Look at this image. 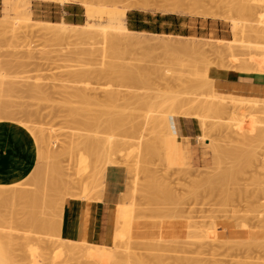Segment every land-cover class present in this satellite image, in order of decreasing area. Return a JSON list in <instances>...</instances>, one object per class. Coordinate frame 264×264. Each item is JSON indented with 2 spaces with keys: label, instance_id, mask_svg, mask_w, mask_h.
<instances>
[{
  "label": "rangeland",
  "instance_id": "rangeland-1",
  "mask_svg": "<svg viewBox=\"0 0 264 264\" xmlns=\"http://www.w3.org/2000/svg\"><path fill=\"white\" fill-rule=\"evenodd\" d=\"M90 1L94 8L99 10L100 17L98 16L95 22V25H97L96 29L98 31H101L109 26L116 27L118 25L116 21L109 18V13L111 11H119L126 4H132L131 2H133V4L141 3L140 0H112V2L111 0ZM150 1L151 8L145 12L182 16L183 18L180 21L192 27V36L184 37L179 35H153L145 32H136V34H128L129 36L123 34L121 38L119 37L121 34H117L119 33V30L113 29L111 31L115 33L118 39H122L123 41L125 38V42H122L121 45H118V49L114 48V52L111 50V56H108L106 53L107 57L105 58L107 59L106 61L116 65V71L118 73L114 74V76L110 78L108 77L107 80L103 79V81H100L98 78L91 77L89 81L87 80L84 82L85 84H83V82L82 84H79L80 86L78 84L75 85L74 83L76 82H74V88L78 86L81 88L83 86L87 88L88 86L90 89H88V91H91L90 93L92 96L99 97L98 95L100 94V98L102 97L101 99H105L104 96L106 95H104V91L107 93L109 90L123 92L122 94L125 93L124 96L126 97V94L130 92H136V94L140 96L147 95L145 97L151 98L155 96L154 102H157L158 100H160V102L158 101L152 107V110L160 111L161 109L165 112H167V109H171L172 107L176 106L174 101L175 98H197L204 101L209 98L208 101L212 103L218 101L222 103L221 101H223L230 106H237L235 107L237 110L233 120H231L233 115L231 117L226 116L225 118V116H223L224 118H221L215 113L201 108L195 109L193 112H191L192 116H184L183 112L185 113V111L181 108V106L179 107L181 110L178 107L175 108L176 110L179 109L178 111L174 110V112L176 111L175 113H177L175 117L190 119L189 126L188 124L183 125L184 122L182 121H178V142L177 140L174 141L170 137L171 133H167L166 126H164L166 131L164 129H162V131L164 130L163 134L166 132L167 137L164 135V139H167L166 142L168 144H165L164 142L162 145V141L158 140L161 134H158L157 130L160 128H157L156 130V133L159 135V137L154 133H151V131L147 132L146 138L149 136V139L147 138L149 146H151L150 144L153 143V150L151 151L152 154L154 151L153 155L155 157L150 154L151 151H143L142 156L145 157L144 154L149 153V155L146 157L151 155V158H149V161L145 158V160H143L144 163H139L141 167L139 171L142 169L141 173H137L139 165H135L136 170L132 169L133 171H130L133 176L131 173L129 175L128 172L130 169L128 170V168L129 166L133 167V165L130 164L136 163L135 157L137 155L136 151L135 157L133 158L134 152L130 151L131 145L129 141L136 143L138 142V140L135 141L136 134L134 135L132 133L133 129L131 127L132 125H142V122L144 121L142 115L146 113L144 111H147V108L138 104L137 101L136 103L138 105L130 103L127 101L129 99V97H127L128 99L118 102L119 106H117L118 103L112 104L115 111L112 110V105H107L104 107L100 105H89L88 107H90V112L89 108H84L85 104H80L79 100L78 103L76 102V105L74 101L73 105L72 103L69 105L65 103L63 99L67 95V92L69 94L73 92L72 82L74 79L71 78V80L68 77L70 76L71 72L73 73L75 71H80V69L84 70V67L87 71H90V69L91 71H96L102 67L100 62L97 65V62L103 55L101 50L104 48V46L99 43L101 38H99V40L97 38L95 41H90L84 44H77L71 41L46 38L44 35H40L41 33H38V29L41 25L38 23V21L41 20L34 14V9L38 5H41V2L62 4L60 1L0 0V20L6 15L15 16L16 13L13 9L16 7H19L20 11H26L29 13L33 19V22L31 23L0 25V76H5L6 79L4 77H1V79L3 78L6 83H14L16 86L18 85V88L21 90L12 94L9 92L10 95L6 92L5 96L0 98L4 100L2 104L8 106V108H10L11 105L10 109H12L15 113L14 118H12V116L11 119H7V117L5 119V114H1L2 120H0V122H11L19 125L21 124L20 126L22 127L24 125L26 127H32V124L33 127L36 125L37 128L43 129V134L47 137L49 142L48 145L50 144V149L53 148V151L55 150V152L57 151V153H59L58 151H61V149L62 151L64 150L63 147L65 148L69 146L67 145V141L69 144L70 134L71 132L72 134L74 133V131L71 130L74 123L72 124V120L68 121V116L70 115L71 110L72 113H75L76 111L77 116L75 115V118L79 122H86V120H88L86 119V116H90L91 113H103V120L105 121V114L107 113L106 115L109 117L108 113L110 112L107 111V109L111 110V112L113 111V114L110 112L113 117L111 116V119L107 118V121L117 120V124L115 123L117 127L114 126L113 129V127L107 125V129L109 128V131H115L116 127L118 129L112 133L115 136V139L123 142L124 140H126V142L129 140L126 146H129L128 150L131 153L133 152V156L131 155L133 159L130 157L129 162L127 161V163L130 164H128L129 166H126L124 163H122L124 162L123 160H125L122 159L121 156L124 154V152L122 154H118V162H121L122 165H124H120L121 163L116 166L109 165L106 175L108 176V173L112 171H114L116 174V189L119 203L117 218L122 224L130 227V229L133 230V238L130 241L131 247L133 246L134 249L133 252L136 251L135 254L139 253L141 256H143V254L147 255L146 259H144L146 262H148V256L149 258L152 256V264L154 255L160 260L162 255H164L162 258H165L166 256L168 262L165 259L166 262H164V264H169V262L171 263L172 260L174 261L173 264H175V258H177V260L180 258V262L181 260H184V258L186 261L188 259V263L186 264H190V262L192 263L190 259H193V262L197 264H264V115L261 117V114L259 113V118V116L255 115L256 111L254 112V109L252 111L250 107H248L250 105L251 107L253 105H259V108H261L260 111H262L264 99L220 93L215 89L214 81L209 76L210 69L214 67L228 70L233 74L236 73L246 76L264 77V0H182L184 5L183 8L186 11V14L183 15L174 13V11H172L170 8L167 10L168 7L165 5L166 0ZM76 5L85 15L82 23L79 24L83 25L88 20L85 9L80 4ZM239 8H245L247 10L246 12H240ZM205 9L218 14V18L214 19L198 14L205 11ZM132 10L137 9H128L127 13ZM234 25L238 26L236 31L234 29ZM125 27H127V23H125ZM127 37H132V39L129 38L128 40ZM113 53H117L118 55H113ZM114 61L116 63H114ZM5 66L6 68L4 69ZM118 66L121 70L120 74ZM127 67L129 72H132V74L134 73L133 75H135V80H139V78L142 77V82L140 80L142 84L138 85L139 88L131 82L125 81L121 76L123 70L126 69L128 72ZM129 67L131 69L133 68V70H130ZM1 68H3V70ZM136 71L139 73L142 72L140 75L138 74V78H136ZM143 72H145V74ZM116 76L119 78L116 79ZM4 80L2 82H4ZM145 82L147 84H145ZM26 85L28 89H25ZM35 85L39 86L40 91L37 90L39 93L36 91L34 93L30 90L31 86ZM68 85L71 86L72 91ZM42 88H44V90H42ZM92 89L98 90V95L96 92L94 93ZM67 90H70L71 92ZM14 95L16 97L18 96L19 99L13 97ZM158 95H161L162 97H159L160 99L156 101ZM32 96L34 97L32 98ZM37 97L40 100H37ZM168 99L170 100L168 101ZM69 100L71 101L70 98ZM135 100L130 99V101ZM171 100L174 101L172 105L170 103L168 104V102ZM6 103L8 105H6ZM2 104L0 102V105L4 106ZM167 104L170 106H167ZM81 106L82 110H80ZM140 107L142 108V111ZM119 108H121L120 110H122L121 112H123V116H119L118 113H116ZM248 108L253 113H251ZM29 110L33 113V116H31L32 113ZM124 113H126L125 116ZM139 113L141 114L139 115ZM64 115L68 117V120L66 119L67 117H64ZM32 118L34 121H32ZM151 124L153 123L150 121L148 127L152 129L154 128V124ZM69 126L71 127L70 130ZM105 127L104 129L100 130V132H104L103 135L106 136V134H109V131L105 129ZM78 128L83 130L82 126H75L73 129H77L75 131L77 135H74V139L81 142V137L82 141L84 142L87 133L91 131L84 127L87 133L79 131L78 134ZM101 128H103L102 125ZM27 131L31 134L28 129ZM162 131H159V133H162ZM239 131H241L240 134L238 133ZM100 132L98 135H100ZM91 134L92 136L96 135L94 132ZM91 134L89 135L90 137L88 136L89 138H91ZM109 136L107 135L106 137H102L107 138ZM162 136L160 138H162ZM169 138L172 139V144H175L176 142V144L178 143L177 145H179L181 143L180 146H178L179 151L177 154L179 155H176V150H178L176 144V146H174V144L173 146L170 144V146L173 147L175 151L174 154L171 153L173 148H169V141H171ZM155 144L157 147H155ZM160 145H165L167 147L166 148L164 146V152L166 153L167 151V156L162 152V147ZM132 146L134 145L132 144ZM128 150L125 152H128ZM158 151H160V153ZM73 152L70 151L69 157H71L70 155L75 154V152ZM159 155L161 157H159ZM66 156L68 155L66 154L62 157L61 161H65L61 163V165L63 164L65 173V177L63 179L67 181L68 185H64L65 187L62 186L63 181L61 179V186L59 184V180L53 181L56 183V185L58 182V186L55 185V191L57 190V193L61 192L63 194L62 195L59 193L61 197L58 202H60V204H66V200L68 199L90 201L100 200L102 197L101 195H103L104 192L103 194H100L96 181L97 169L95 167L97 162L95 158L97 156H87L89 163L82 159V156L76 159H70ZM171 156H180V159H178V157L172 158ZM133 160L134 163H132ZM152 160H154L155 164ZM42 164L47 165L44 166V172L42 171ZM37 165L38 169L40 170H37V168L34 169V171L30 174V182L34 181L33 177L35 175L34 173H36L35 171H37V173L42 171L41 173L43 174L41 175L36 173V177H34L35 184L33 183V187L26 186L30 182H28L26 185L24 184L26 188L28 187L30 190L33 189L36 192V195L41 193L44 194L46 191L44 187V185H46V180L48 181L49 177H52L53 179V176H55V178L57 176L56 174L52 176L50 171H48L49 165L46 163L45 158H40ZM7 169L8 168H5L3 172L7 171ZM149 169H151L153 173L150 172ZM227 169L230 171L231 176H227ZM51 172L53 173V170ZM133 172L136 174H133ZM153 174L155 175L154 178L158 179V181L157 179L153 181L155 182V187L157 186L160 188L161 186V191L163 190V186H165L164 188L166 190L169 188L168 185L172 187V189L174 188L173 191L171 188H169L172 193L175 190V195L172 197V193H170L169 195L171 202L169 200L168 202H170V204H172V201L175 203L177 198V203L174 204L178 205L177 207L173 206V204L169 206L168 202H165L166 199L162 200L161 198L160 201L162 200L163 202L167 203L168 207L166 206L165 210L164 208L161 210V207H159L160 205H163L161 201V204L158 206L161 211L159 214V209L157 208V210H155V207L151 205L156 202L157 199H152L151 197L153 196L151 195L149 200L151 201L152 199V201L149 202V204L154 208V210L153 208L152 211L150 210L151 207L148 205L147 198H145L147 192L144 190V188L148 183H150V179L152 181L151 176H153ZM26 179L24 181H26ZM146 179L147 184L145 183ZM134 180L139 185L137 190L138 192L136 193L135 191V198L132 195V197L135 199L133 201V198L130 196V194L134 190L130 191L129 187H131L133 183H136ZM156 181L157 183L160 182V186H158V184L156 185ZM100 182L101 180H99L98 183ZM147 187L148 186H146V190L149 189H147ZM151 187L152 186H150V188ZM153 188L154 187H152V190ZM63 189L65 192H63ZM148 191H150V189ZM154 191H150L149 193L152 194ZM66 192H69V194H66ZM164 192L166 196H168V192ZM192 192H194V195H192ZM70 193L73 198L69 196ZM188 193L190 194L188 195ZM154 194L155 192L153 195ZM157 194L160 198L162 192ZM65 195H67L65 199L63 198V201L65 200V202L62 203L61 198L63 196L65 197ZM149 195L150 194H148V196ZM125 196H129L128 201H126ZM21 204L19 203L16 205L14 215L10 213L12 209L9 210V206H3V208L0 206V211L2 210V214H4V220L2 218L0 220V233L2 234L0 241L3 245H10L9 247L11 250L9 251L8 256L12 264H55V262L56 264H62V262L63 264H72V261L75 260V257L80 255L78 254L74 256V259L70 257L73 260H68L69 253L63 248L62 242L64 240L66 242L67 238L61 236L62 234L59 231L60 225L62 230V224L59 221L61 220V213L59 211H62L61 216L64 212L61 205L59 206V203L57 204L58 207L56 205L58 210H55L57 211L53 210L55 206L52 209L47 208V210L44 211L46 214L43 217L45 218L47 216L46 229L37 230V228H34L30 225L31 216L34 214L35 210L33 207L28 206V204L25 205L30 208H27L24 204ZM157 205L158 203L156 206ZM180 205L182 210H179V208L181 209ZM170 207L172 208L171 210ZM167 208L169 210L168 212L166 211ZM133 210L134 213L132 212ZM178 210L181 212V214L178 213ZM148 212H150V214H148ZM154 213L157 214L156 216L159 218L153 217ZM12 215L13 219H11ZM55 215H57V229L56 224L55 228H53L55 223ZM7 216L9 217L7 218ZM49 220L52 226L49 225ZM61 221H63V219ZM54 242H61L60 246H58V243L54 244ZM139 242H145V244H143L145 245V250H143L144 248L142 249L143 245L139 246L141 244H139ZM52 244L53 246L56 245L60 248L50 249ZM146 244H149L151 248L149 246V248L146 247ZM106 245L111 246L112 241ZM137 245L141 247L138 250L136 249L138 247ZM160 245L164 251H160L159 249L155 250V247L158 246V248H160ZM53 246L52 248H56V246ZM164 248L167 251H165ZM52 250H54V253ZM158 254H160V256ZM78 260L76 262L74 261L73 264H77ZM82 260L85 263L86 259L81 257V261ZM162 260L164 261V259ZM176 262L178 263V261ZM149 264H151V262ZM154 264H156V262H154ZM158 264H163V262ZM182 264H185V262L183 261Z\"/></svg>",
  "mask_w": 264,
  "mask_h": 264
},
{
  "label": "bare ground",
  "instance_id": "bare-ground-1",
  "mask_svg": "<svg viewBox=\"0 0 264 264\" xmlns=\"http://www.w3.org/2000/svg\"><path fill=\"white\" fill-rule=\"evenodd\" d=\"M52 1H60L62 4H80L81 6H83L84 7V9H85V12H86V16H87V22L85 23V24H83V25H70V24H65V23H48V22H42V21H38V23L41 25L40 27H39V29H38V33H41L40 35H44L46 38H52V39H58V40H65V41H71V42H74V43H77V44H84V43H87V42H90V41H95L97 38H98V40H99V38H101L100 40H99V43H101L103 46H104V48L101 50L102 51V53H103V55L100 57V56H98V57H100V59H99V61L97 62V65H98V63L100 62V65L102 66L100 69H97L96 71H91V69H90V71L88 70H86L85 69V67H84V70H81L80 69V71H75V72H71L70 73V76H68L70 79L72 78V79H74L73 80V82H72V84L74 83V82H76V83H74L75 85H79V84H82V82H83V84H85L84 82L85 81H89L90 80V78L91 77H95V78H98V79H100V81H103V79H108V77L110 78V77H112V76H114V74H117L118 72L116 71V65H114L113 63H110V62H108V61H106L107 59L105 58V57H107L106 56V53H107V55L109 56H111V54H112V51L111 50H113L114 48H117L118 49V45H121V43L122 42H125L124 40H125V38L123 39V41H122V39H118V37L115 35V33H113V31H111V30H113V29H116V30H119V33H117V34H121V36H119V37H121L122 38V35L123 34H126V35H128V34H130V35H132V34H136V32H133V31H130V30H128L127 29V27H125V23H126V19H127V10L128 9H137V10H144V11H146V10H149L150 8H151V1L150 0H140V2L141 3H134L133 4V2H131L132 4H126L125 6H123V8L121 9V10H119V11H111L110 13H109V18L111 19V20H114V21H116L117 23H118V25L116 26V27H106L105 29H103V30H101V31H98L96 28V26L97 25H95V22H96V19H97V17L99 16L100 17V15H99V10H96L95 8H94V6L90 3L91 1L89 0H52ZM107 1V0H106ZM109 2V1H108ZM111 2H112V0H111ZM127 2V1H126ZM106 5V4H105ZM165 5H166V7H168L167 8V10L170 8L172 11H174V13H176V14H178V15H183V14H186V11L184 10V8H183V2H182V0H166L165 1ZM241 6V5H240ZM153 8V7H152ZM163 8H165V7H163ZM154 9V8H153ZM14 11H15V16H9V15H6L3 19H1L0 20V25H14V24H16V23H31V22H33V19H32V17H31V15L29 14V13H27L26 11H20V9H19V7H16L15 9H13ZM152 10V9H151ZM150 10V11H151ZM156 10H157V8H156ZM164 10V9H163ZM239 10H240V12H246V10L247 9H245V8H239ZM170 11V10H169ZM165 12H166V10H165ZM173 13V12H172ZM199 15H201V16H204V17H211V18H214V19H217L218 18V14H216V13H214V12H210L208 9H205V11H203V12H200V13H198ZM234 29H235V31L238 29V26L237 25H234ZM129 36V35H128ZM124 37H126V36H124ZM133 37V36H132ZM132 37L130 38V37H127L128 38V40H129V38L130 39H132ZM120 49V48H119ZM85 51V50H84ZM121 51H122V49H121ZM98 52H99V50H98ZM113 52H114V50H113ZM116 52V51H115ZM120 52V51H119ZM117 53H118V51H117ZM116 53V54H117ZM123 53V52H122ZM31 54H33V53H31ZM87 54V53H86ZM92 54V53H91ZM115 53H113V55H116ZM118 55V54H117ZM123 55V54H122ZM126 55H127V53H126ZM31 56V55H30ZM120 56V55H119ZM33 58V57H32ZM90 59V58H89ZM96 59V58H95ZM101 59H102V61H101ZM108 59H110V58H108ZM84 61V60H83ZM1 62V61H0ZM114 63H116L115 61H114ZM84 65V64H83ZM7 66V65H6ZM6 66L4 67V69L6 68ZM16 66V65H15ZM18 66V65H17ZM23 66H24V64H23ZM120 66H121V61H120ZM95 67H98V66H95ZM124 67H125V65H124ZM135 67V66H134ZM130 68V67H129ZM2 70H3V68H1ZM8 69V68H7ZM9 69H10V67H9ZM8 69V70H9ZM83 69V68H82ZM118 69L120 70V68H119V66H118ZM123 69V68H122ZM127 69H128V67H127ZM134 69H136V68H134ZM77 70V69H76ZM130 70H133V68L131 69L130 68ZM138 70H139V68H138ZM123 71H125V72H123ZM122 71V77L124 78V80L125 81H127V82H131L132 84H134V85H136V87H138V85H140V84H142L141 82H142V77H140L139 78V80H135V75H133L132 74V72H129V69H128V72L126 71V69L125 70H123ZM137 72V71H136ZM121 73V70L119 71V74ZM140 73H142V72H140ZM140 73L139 72H137V75H136V78H138L139 77V75H140ZM144 74H145V72H143ZM3 74V73H2ZM5 74V73H4ZM139 74V75H138ZM132 75H133V77H132ZM146 75H147V73H146ZM138 76V77H137ZM143 76V75H142ZM1 77H4L5 78V76H0V98H2V96H5V93L7 92L8 94H9V92L12 94V93H16V92H19V91H21L20 90V88H18V85L16 86L14 83H6V81L2 78L1 79ZM146 77V76H145ZM20 78V77H19ZM116 79L117 78H119V77H115ZM134 78V79H133ZM6 79V78H5ZM17 79V78H16ZM70 79H68V80H70ZM71 79V80H72ZM102 79V80H101ZM146 79H147V77H146ZM4 80V82H2ZM67 80V79H66ZM70 80V81H71ZM140 80H141V82H140ZM8 81V80H7ZM22 81V80H21ZM65 81V80H64ZM117 81H119V80H117ZM20 82V81H19ZM114 82V81H113ZM23 83V82H22ZM107 83V82H106ZM119 83H121V82H119ZM20 84V83H19ZM68 84H69V81H68ZM71 84V85H72ZM74 84H73V92H71L72 91V88H71V86L70 85H68L69 87H70V90H67V91H69V92H71L70 94L67 92V95L63 98L64 99V101H65V103H67V104H71L72 103V105H73V103L75 102V105L78 103V100H79V102H80V104H85V106H84V108L85 107H87V108H89V110H90V107H88L89 105L91 106V105H100V106H102V107H104V106H107V105H112L113 103H118V102H120V101H123V100H125V99H128L127 97H129V99L127 100V101H129L130 103H134V105L135 104H140V105H142V106H144V107H146L147 108V111H144V112H146L145 114H143L142 115V117H143V119H144V121L142 122V125L141 126H137V125H135V126H133L132 125V129H133V134L136 136V138H135V141L136 140H138V142L136 143V142H131V141H129V143H130V145L132 146V144L135 146H130V151H133L134 152V156L132 155L133 154V152L131 153L128 149H129V146H126L127 145V142H126V140H124V142L123 141H120V140H116L115 139V136L112 134L113 132H115L118 128H116L117 126L115 125V123L117 124V120H115V121H111V120H108L107 121V118H110L111 119V114H110V112H111V110H109V109H107V111H110L108 114H109V117H107V113L105 114V121L103 120L104 118H103V113H100V114H90V116H86V119H88V120H86V122H79V121H77V119L75 118V115L77 116V114H76V111H75V113H72V110H71V113H70V115L68 116L69 117V120H68V117L67 116H65L64 115V117H67L66 119L68 120V121H73L72 122V124H73V127H72V125H71V127H72V129H71V127L69 126V130L71 129L72 131H74V133L72 134V132H71V134H70V140H69V144H68V141H67V145H69L68 147H63V151H62V149H61V151H58L59 153H57V151L55 152V150L53 151L52 149H50V144L48 145V140H47V137L43 134V129H41V128H37L36 127V125H35V123L37 122H35L34 123V127H33V124H32V127L30 126V127H26L25 125L23 126V127H25V128H27L30 132H31V134H32V139H33V144L35 145V148H34V151H35V153H36V155H37V160H38V162H39V159L40 158H45L46 159V163L49 165V167H48V171H50V173L52 174V176L54 175V174H56L57 176H56V178H55V176H53V179H52V177H49V179H48V181L46 180V185H44V187H45V192H44V194H38V195H36V192L32 189V190H30L28 187L26 188V186H34V184H35V178L34 177H36L35 175H36V173H37V171H35L36 173H34L35 175H34V177H33V179H34V181L33 182H30L31 181V175L26 179V181H24L23 180V177H20V178H18V176L19 175H17V174H14V172H13V169H11V166L10 167H7L8 169H7V171H5V172H3L1 175H0V206L3 208V206H9V210H11L12 209V211H10V213L11 214H13L14 215V211H15V207H16V205L17 204H21V205H25V204H28V206H31V207H33V209L35 210V212H34V214H32V216H31V223H30V225L32 226V227H34V228H37V230H39V229H42V230H44V229H46L45 227H46V224H47V222H46V220H47V216L44 218L43 216H45V210H47V208H49V209H52L54 206H55V208H53V210L54 211H57L58 209H57V207H58V203H59V206L61 205V207H62V210H64V207H65V204L63 203V202H65V200L63 201V198L65 199L66 198V196L67 195H65V197L63 196L62 198H61V202L63 203V204H60V202H58L59 201V199H60V197H61V195L59 194V193H61V192H58L57 193V190L55 191V185H56V183L55 182H53V181H60V179L63 181L62 183H61V181L59 182V184H60V186H61V184H62V186H64V185H68V183H67V181H65L63 178L65 177V173H64V167H63V164L61 165V163H63L64 161H61V159H62V157L63 156H65L66 154L68 155V156H66L67 158L69 157V153H70V151H74L75 152V154H72V155H70L71 157H69L70 159H76V158H79L80 156H82V159H84V160H86L88 163H89V159H88V157L87 156H91V157H93V156H97L96 158H95V160H96V169H97V171H96V181H97V185H98V188H99V191H100V194H103V192L105 193V192H107L108 191V184H107V182H108V178L109 177H107V175H106V171H107V168H108V166L110 165V166H116V165H118L119 163H121V162H118V159H117V157H118V154H122L123 152H124V156L123 155H121L122 156V159H125V160H123L124 162H122V163H124L126 166L128 165V164H130V163H127V161L129 162V160H130V157L132 158V156H133V158L135 157V152H136V157H135V161H136V163L135 164H130V165H133V167H131V166H129V168H128V170H129V175H130V173L136 168V166L135 165H139V163L141 164V162H143L144 163V161L143 160H145V158H146V160H148L149 161V158H151V155L152 156H154L153 154H154V151H153V154H152V151L151 150H153L152 149V144H150L151 146H149V143H148V139L146 138V136H147V132H149V131H151V133H154L155 135H157V133H156V130H157V128H160V129H158L157 131H158V134H161L160 135V137L162 136V138H160L159 137V135H157L159 138H158V140L159 141H162L161 142V145L162 144H164V142H165V144H168L167 142H166V140L167 139H164L165 138V136L164 135H166V132L168 133H171V138L175 141V140H177V142H178V137H177V135H176V131H175V120H179V121H182V122H184L183 123V125L184 124H188V126H189V122H190V119H186V118H180V117H175L176 115H177V113H175L176 111H178L179 109L181 110V108L185 111V113L183 112V114H184V116H192V113L191 112H193L195 109H198V108H201V109H206V110H208V111H211V112H213V113H215L216 115H218V116H220L221 118L223 117V116H225V118H226V116H232L233 115V117L231 118V120H233L234 118H235V116L234 115H236V110H237V108H235V107H237V106H230L229 104H227V103H225V102H223V101H221L222 103H220V101H218V102H214V103H212V102H210V101H208L209 100V98L208 99H206L205 101L204 100H201V99H195V98H193V99H191V98H187V99H184V97H182V98H175V107H172L171 109H170V111H169V109H167V112H165V111H162L161 109H160V111H157L155 108V110L156 111H154V110H152V107L159 101L160 102V100H158V99H160L159 97H162L161 95L159 96L158 95V97L156 98V101L157 102H154L155 101V96H153L152 98L151 97H145V96H147V95H145V96H140V95H138V94H136V92H130V93H128V94H126L127 95V97L126 96H124L125 95V93L124 94H122L123 92H120V91H115V90H109V91H107V93H105V91H104V95H106V96H104V98L105 99H101L100 98V94L98 95V90H95V89H92L93 90V92L95 93L96 92V94L99 96V97H97L96 95V97H93L92 96V94L90 93L91 91H88V86H87V88H85L84 86V88L82 87H76V88H74ZM122 84H123V79H122ZM121 84V85H122ZM126 84V83H125ZM125 84H124V86H125ZM145 84H147L146 82H145ZM6 85H8V86H6ZM87 85V84H86ZM89 85V84H88ZM113 85V84H112ZM134 85H133V87H134ZM20 86V85H19ZM132 86V85H131ZM144 86V85H143ZM22 87V86H21ZM41 87V86H40ZM63 87V86H62ZM61 87V88H62ZM8 90H7V89ZM23 88H24V86H23ZM27 88V85H26V87H25V89ZM104 88H105V86H104ZM106 88H107V86H106ZM129 88H130V86H129ZM139 88V87H138ZM22 89V88H21ZM28 89V88H27ZM127 89V88H126ZM136 89V88H135ZM141 89H142V87H141ZM31 91H33L34 93H35V91L37 92V90L38 91H40V89H39V86H31V89H30ZM42 90H44V88H42ZM64 90H66V89H64ZM90 90V89H89ZM107 90V89H106ZM130 90V89H129ZM128 90V91H129ZM25 91H28V90H25ZM125 91H127V90H125ZM132 91V90H131ZM62 92V91H61ZM61 92H60V95H61ZM63 92H66V91H63ZM37 93H39V92H37ZM41 93H42V91H41ZM27 94H28V92H27ZM10 95V94H9ZM9 95H7V96H9ZM18 95V94H17ZM36 95V94H35ZM38 95V94H37ZM45 95H46V93H45ZM48 95V94H47ZM144 95V94H143ZM19 96V95H18ZM18 96L16 97L15 95L13 96V97H15V98H18ZM40 96H42V95H40ZM34 96H32V98H33ZM63 97V96H62ZM76 98V99H73V98ZM165 97V96H164ZM69 98L71 99V101L69 100ZM186 98V97H185ZM4 99H5V97H4ZM19 99V98H18ZM68 99V100H67ZM73 99V100H72ZM130 99H132V100H135V101H130ZM10 100V99H9ZM15 100V99H14ZM34 100V99H33ZM37 100H40V99H38V97H37ZM162 100H163V98H162ZM170 99H168V101H169ZM173 100H171L170 102H168V104L170 103L171 105H172V103H174V101ZM60 101H61V98H60ZM68 101V102H67ZM70 101V102H69ZM74 101V102H73ZM136 101H137V103H136ZM0 102H1V104L4 102V100L3 99H0ZM35 102H37V101H35ZM77 102V103H76ZM185 102H186V104H185ZM19 103V102H18ZM111 103V104H110ZM27 104V103H26ZM137 104V105H138ZM167 104V106H170V105H168ZM2 105H4V104H2ZM6 105H8L7 103H6ZM10 105V104H9ZM57 105V104H56ZM64 105V104H63ZM66 105V104H65ZM132 105V104H131ZM162 105H164V104H162ZM1 106V105H0ZM16 106H17V102H16ZM49 106V105H48ZM55 106V105H54ZM61 106V105H60ZM117 106H119V103L117 104ZM121 106V105H120ZM129 106V105H128ZM181 106V108H179ZM41 107V106H40ZM53 107V106H52ZM58 107H59V104H58ZM63 107V106H62ZM65 107V106H64ZM76 107H78V106H76ZM138 107V106H137ZM163 107V106H162ZM179 108L178 110H176L175 108ZM248 107H250V109L253 111V109H254V112L256 111V114L255 115H257V116H259V118H260V114H261V117H263L262 115H264V106L262 107V111H260L261 110V108H259V105L258 106H252L251 107V105L250 106H248ZM10 108H11V105H10ZM10 108H8V106H1L0 107V120H2L1 119V114H5V119H6V117H7V119L9 118V119H11V117L12 118H14V115H15V113L13 112V110L12 109H10ZM24 108V107H23ZM74 108V107H73ZM79 108V107H78ZM83 108V109H84ZM114 107H113V105H112V110L113 111H115V109H113ZM122 108V107H121ZM121 108H119V112L117 111L116 113H118V115L120 116V115H122L123 116V112H121L122 110H120ZM127 108V107H126ZM161 108V107H160ZM167 108V107H166ZM166 108H165V110H166ZM92 109V108H91ZM140 109H141V111H142V108L140 107ZM159 109V108H158ZM23 110V109H22ZM37 110V109H36ZM53 110H55V109H53ZM61 110V109H60ZM80 110H82V106H81V108H80ZM88 110V111H89ZM126 110H128V109H126ZM174 110H176L175 112H174ZM248 110H249V108H248ZM251 110H249L250 112H251ZM30 111V110H29ZM41 111V110H40ZM50 111V110H49ZM113 111L111 112L112 114H113ZM124 111V110H123ZM31 112V111H30ZM90 112H91V110H90ZM94 112V111H93ZM24 113V112H23ZM32 113V112H31ZM56 113V112H55ZM55 113H54V115H55ZM121 113V114H120ZM143 113V112H142ZM153 113H154V115H153ZM251 113H253V112H251ZM258 113V114H257ZM260 113V114H259ZM25 114V113H24ZM30 114V113H29ZM35 114H36V112H35ZM69 114V113H68ZM71 114H72V116H71ZM141 113H139V115H140ZM248 114H250V113H248ZM37 115H38V113H37ZM53 115V114H52ZM81 115V114H80ZM88 115V114H87ZM116 115V114H115ZM126 115V113H124V116ZM132 115V114H131ZM172 115V116H171ZM254 115V116H255ZM31 116H33V113H32V115ZM252 116H253V114H252ZM35 117V116H34ZM113 117V116H112ZM141 117V118H142ZM20 118V117H19ZM31 118V117H30ZM57 118V117H56ZM70 118H73V119H70ZM118 118H120V117H118ZM122 118V117H121ZM224 118V117H223ZM229 118V117H228ZM27 119V118H26ZM58 119V118H57ZM84 119V118H83ZM181 119V120H180ZM20 120V119H19ZM21 120H23V119H21ZM41 120V119H40ZM56 120V119H55ZM66 120V121H67ZM81 120H82V118H81ZM223 120H225V119H223ZM32 121H34V119L32 118ZM32 121H31V123H32ZM38 121H39V119H38ZM52 121V120H51ZM150 121L154 124V128H149L148 126H149V124H150ZM40 122V121H39ZM103 122H105V123H107V124H105V123H103ZM121 122H122V120H121ZM25 123V122H24ZM26 123H28V122H26ZM48 123V122H47ZM64 123V122H63ZM71 123V122H70ZM119 123H120V121H119ZM127 123H128V121H127ZM127 123H125V124H127ZM29 124V123H28ZM76 124V125H75ZM103 124H104V126H103ZM153 124H151V125H153ZM21 125V124H20ZM101 125H102V127L103 128H101ZM105 125H106V127H105ZM107 125H109V126H111V127H113V129H114V126H116L115 127V131H109V128L107 129ZM120 125V124H119ZM222 125V124H221ZM75 126H82L83 127V130H81L80 128H78V134H79V131H82V132H86L85 131V128H87V130H90L91 132H89V133H87V138L85 137V140H84V142L82 141V139H81V137H80V140H81V142H79V140H75L74 139V135H77V133H75V131L77 130H75V129H73ZM129 126V125H128ZM164 126H166V130H165V127ZM187 126V125H186ZM201 126V125H200ZM199 126V127H200ZM85 127V128H84ZM104 127H105V129H107L109 132V134H106V136L108 135H110L109 137H107V138H103L102 136H104V137H106L105 135H103L104 134V132H100V130H102V129H104ZM148 127V128H147ZM153 127V126H152ZM18 128V127H17ZM127 128V127H126ZM125 128V129H126ZM188 128V127H187ZM201 128H202V126H201ZM27 129H26V131H27ZM162 129H164L166 132L163 134V132H164V130L162 131ZM25 130V129H24ZM104 131V130H103ZM159 131H162V133L160 132L159 133ZM81 132V133H82ZM95 133L94 135L95 136H92V134L91 133ZM99 132H100V135H98L99 134ZM111 132V133H110ZM235 132V131H234ZM240 132L241 131H239L238 133L240 134ZM7 133V132H6ZM202 133H203V131H202ZM91 134V138H89L90 135ZM118 134H119V131H118ZM69 135V134H68ZM125 135H126V132H125ZM130 135H131V133H130ZM29 136V135H28ZM35 136V137H34ZM80 136V135H79ZM89 136V137H88ZM128 136H129V133H128ZM119 137H120V135H119ZM126 137V136H125ZM166 137H167V135H166ZM11 138V137H10ZM82 138H83V136H82ZM117 138V137H116ZM147 140H146V139ZM151 138V137H150ZM171 138H169V140L171 139ZM78 139V138H77ZM84 139V138H83ZM130 139H132V138H130ZM172 139H171V141H169V148L171 147L170 146V144L173 146V144H172ZM11 140V139H10ZM152 140H153V138H152ZM151 140V141H152ZM164 140V141H163ZM151 141H149V142H151ZM173 141V142H174ZM126 142V143H125ZM154 142H155V140H154ZM128 143V144H129ZM156 143H157V139H156ZM180 143V142H179ZM159 144H160V142H159ZM175 144H176V142H175ZM174 144V146H176ZM181 144V143H180ZM180 144L179 145H177V149H178V146H180ZM15 145H16V143H15ZM160 145V146H161ZM11 146V145H10ZM154 146V145H153ZM164 146L165 145H163V146H161L162 148H161V150H162V152L163 153H165L164 152ZM219 146V145H218ZM32 147H34V146H32ZM136 149H134V148ZM155 147H157V145L155 144ZM166 147V146H165ZM7 148V147H6ZM17 148V147H16ZM167 148V147H166ZM173 147H171L170 149H172ZM8 149V148H7ZM32 149V148H31ZM221 149V148H220ZM126 150H128V152H125ZM168 150V149H167ZM175 150H176V148H175ZM21 151V150H20ZM143 151H146V152H150L151 151V155L149 156V157H146V156H148L149 155V153H145L144 155H145V157L144 156H142L143 155ZM172 151V150H171ZM170 151V152H171ZM179 151V149L178 150H176V155H179V154H177V152ZM18 152V151H17ZM73 152V153H74ZM130 152V153H129ZM159 153H160V151H158ZM174 148H173V151L171 152V153H173L174 154ZM31 153V152H30ZM126 153V154H125ZM226 153V152H225ZM224 153V154H225ZM166 156H167V151H166ZM172 154V155H173ZM228 154H229V152H228ZM132 155V156H131ZM155 155H156V152H155ZM165 156V157H166ZM124 157V158H123ZM155 157V156H154ZM159 157H161L160 155H159ZM172 157V156H171ZM175 157H178V159H180V156H175ZM175 157H172V158H175ZM221 157H222V155H221ZM224 157H225V155H224ZM65 158V157H64ZM132 158V159H133ZM136 158H137V160H136ZM141 158H142V161H141ZM153 158V157H152ZM156 158H157V156H156ZM220 158V157H219ZM69 159V160H70ZM131 159V160H132ZM166 159V158H165ZM170 159V158H169ZM178 159H177V161H178ZM15 160V159H14ZM19 160V159H18ZM170 160H172V159H170ZM3 161H4V159H3ZM122 161V160H121ZM153 162H154V160H152ZM166 161V160H165ZM167 161H168V159H167ZM15 162V161H14ZM38 162H37V164H38ZM42 163V162H41ZM122 163L120 164V165H122ZM127 163V164H126ZM132 163H134V160L132 161ZM147 163V162H146ZM149 163V162H148ZM170 163V162H169ZM181 163H182V161H181ZM123 164V165H124ZM154 164H155V162H154ZM122 165V166H123ZM148 165V164H147ZM152 165H153V163H152ZM38 166V165H37ZM35 167V169L37 168V170H40V169H38V167ZM44 166H47V165H44V164H42V171H43V169H45L44 168ZM40 168H41V164H40ZM138 168V167H137ZM140 165H139V169H138V171H137V173L138 172H140L141 173V171H142V169H141V171H139L140 170ZM143 168V167H142ZM146 168V167H145ZM149 168V167H148ZM147 168V169H148ZM133 169V170H132ZM53 170V173L51 172ZM127 170V169H126ZM136 170V169H135ZM150 170V172H152V170L151 169H149ZM41 171V172H42ZM131 171V172H130ZM227 171H228V173H227V176L229 175V176H231L230 175V171L227 169ZM37 173V174H43V173ZM44 172V171H43ZM149 172V171H148ZM147 172V173H148ZM189 172V171H188ZM223 172H224V170H223ZM135 172H133V174H134ZM146 173V172H145ZM153 173V172H152ZM183 173V172H182ZM46 174H47V172H46ZM136 174V173H135ZM150 174V173H149ZM226 174V173H225ZM49 175V174H48ZM131 175H132V173H131ZM151 175V174H150ZM149 175V176H150ZM172 175V174H171ZM47 176V175H46ZM51 176V175H50ZM114 176V175H113ZM133 176V175H132ZM135 176V175H134ZM137 176H138V174H137ZM143 176V175H142ZM148 176V177H149ZM154 174H153V176H151V178H152V181H151V179L149 180L150 181V183H152V184H150V183H148L147 184V179H146V186H148L147 187V189L149 188L150 189V191H154V188H155V196L153 195V193L151 194V193H149L150 191H148V190H146V186H145V188H144V190L147 192L146 193V197L145 198H147V200H148V205L150 206V204H149V202H151L152 201V199H154L155 200V198L157 199V203H158V205L156 206V202H154L155 203V205H154V203L153 204H151L152 206H154L155 207V210H157V208L159 209V207H161L160 209L162 210V208H164V210L166 209V206H167V203H165V202H168V200L170 201V193H172L171 192V190L169 189V188H171L172 189V187H170L169 185H168V189L166 190L164 187L165 186H163V190L161 191L160 189H162L161 188V186L159 185V183H157V181H158V179H157V181H156V185L158 184V186H160V188H158L157 186V188L155 187V182H153V181H155L156 179L154 178ZM128 177V176H127ZM131 177V176H130ZM146 177H147V174H146ZM112 178V177H111ZM144 178V177H143ZM153 178H154V180H153ZM160 178V177H159ZM129 179V178H128ZM131 179H132V177H131ZM149 179V178H148ZM163 179H164V176H163ZM222 179V178H221ZM52 180V181H51ZM99 180H101V182L100 183H98L99 182ZM138 180V179H137ZM110 181V180H109ZM161 181V180H160ZM166 181V180H165ZM25 182V183H24ZM28 182H30V183H28ZM48 182V183H47ZM134 182H136L135 180H134ZM221 182V181H220ZM28 183V185H26ZM34 183V184H33ZM195 183H196V181H195ZM26 186H25V185ZM150 184V185H149ZM198 184V183H197ZM222 184H225V183H222ZM128 185V184H127ZM126 185V187L128 188V186ZM138 185L139 184H137V182L134 184L133 183V185L131 186L132 187V189H131V187H129L130 188V191L131 190H134L131 194H130V196L132 197V195H133V197L135 198V191H136V193L138 192L137 190H138ZM162 185H164V184H162ZM194 185V184H193ZM56 186H58V182H57V185ZM150 186H152V187H154L153 188V190H152V187L150 188ZM167 186V185H166ZM195 186H197V185H195ZM65 187V186H64ZM69 187V186H68ZM142 187V186H141ZM58 188V187H57ZM62 188V187H61ZM71 188V187H70ZM167 188V187H166ZM198 188V187H197ZM200 188V187H199ZM142 189H143V187H142ZM174 189V188H173ZM173 189H172V191H173ZM67 190V189H66ZM140 190V189H139ZM129 191V192H130ZM164 191H166V193L168 192V196H166V194H165V192ZM197 191V190H196ZM63 192H65V190L63 189ZM128 192V191H127ZM143 192V191H142ZM162 192V194L160 195V198L158 197V194L157 193H161ZM174 192H175V190H174ZM172 193L171 194V196L172 197H174V195H175V193ZM193 194L192 195H194V192H192ZM62 194V193H61ZM66 194H69V192L67 193L66 192ZM145 194V193H144ZM148 194H150L149 196H148ZM190 193H188V195H189ZM197 194H198V192H197ZM63 195V194H62ZM140 195V194H139ZM151 195L154 197H151ZM165 195V196H164ZM69 196H71V198H73L72 197V195H71V193H70V195ZM102 197H103V195H101ZM111 196V195H110ZM143 196V195H142ZM124 197V196H123ZM126 198V201H128L129 200V196H125ZM132 197V198H133ZM149 197H151L152 199H151V201L149 200ZM164 197H166V198H164ZM195 197H196V195H195ZM109 198V197H108ZM133 198V201L135 200ZM162 198V200L164 199H166L165 200V202H163L162 200V203H163V205L161 206L160 204V199ZM179 198V197H178ZM197 198V197H196ZM159 199V200H158ZM186 199V198H185ZM103 200V199H102ZM111 200H112V202L115 204V225H114V232H113V234H112V238H111V241H112V245L111 246H108V245H100V244H95V243H92V242H85V241H77V240H74V239H69V238H67L66 239V242H65V240L62 242V244H63V248L64 249H66V251L69 253V259L68 260H71L72 258L74 259V256H76V255H80L81 257H83V258H85L86 259V261H85V263L83 262V260L81 261V257L80 256H76L75 257V262L78 260V263L77 264H106V263H109V264H149L150 262H151V264H152V256H151V258H149V256H148V262H146L144 259H146V257H147V255H144L143 254V256H141L139 253L138 254H135L136 253V251H134L133 252V246L131 247V239L133 238V230L132 229H130V227H128V226H126V225H124V224H122L119 220H118V218H117V216H118V211H119V206H118V202H117V199H116V196H115V194L113 193L112 194V196H111ZM122 201H123V198H122ZM144 201H145V199H144ZM159 201V202H158ZM174 201H175V198H174ZM171 202V201H170ZM170 202H168V205L169 206H171L172 204H173V206H178V205H174V204H176L177 203V198H176V201H175V203L172 201V204H170ZM165 204V205H164ZM56 205H57V207H56ZM160 205V206H159ZM183 205V204H182ZM19 206V205H18ZM17 206V207H18ZM159 206V207H158ZM165 206V207H164ZM184 206V205H183ZM25 207H27L26 205H25ZM24 207V208H25ZM151 207V206H150ZM168 207V206H167ZM180 207H181V205H180ZM6 208V207H5ZM21 208V207H20ZM27 208H30V207H27ZM112 208V207H111ZM152 208L153 207H151V211H152ZM55 209H57V210H55ZM160 209H159V214H160ZM172 208L170 207V210H171ZM53 210H51V211H53ZM144 210H146V209H144ZM153 210H154V208H153ZM179 210H182V207H181V209L179 208ZM179 210H178V213H180L181 214V212H179ZM4 211H5V209H4ZM21 211V210H20ZM26 211V210H25ZM28 211V210H27ZM141 211V210H140ZM167 212L169 211L168 210V208H167V210H166ZM165 211V212H166ZM6 212V211H5ZM22 212V211H21ZM61 214H62V211H59ZM133 213H134V210L132 211ZM163 212V211H162ZM166 212V213H167ZM8 213V212H7ZM30 213V212H29ZM51 213V212H50ZM57 213V212H56ZM135 213H136V211H135ZM173 213V212H172ZM171 213V214H172ZM9 214V213H8ZM16 214H17V212H16ZM61 214H60V218H61V220L63 219V215L61 216ZM148 214H150V212H148ZM170 214V215H171ZM13 215L11 216L12 218L11 219H13ZM19 215V214H18ZM48 215V214H47ZM109 215H111V214H109ZM146 215V214H145ZM157 214H155L154 213V216L153 217H158V216H156ZM169 215V216H170ZM22 216V215H21ZM9 216H7V218H8ZM16 217V216H15ZM23 217V216H22ZM161 217H164V216H161ZM177 217V216H176ZM180 217H182V216H180ZM1 218L4 220V214H2V210L0 211V220H1ZM27 218V217H26ZM56 218H57V215H55V223H54V227L53 228H55V224H56ZM156 218H154V219H156ZM159 218V217H158ZM166 218H168V217H166ZM166 218H164V219H166ZM173 218H174V216H173ZM49 219V218H48ZM162 219V218H161ZM177 219H180V218H177ZM182 219V218H181ZM3 220H2V222H3ZM6 220V219H5ZM58 220H59V218H58ZM61 220H59L60 222H61V224H62V222L63 221H61ZM53 221H54V219H53ZM162 221H163V219H162ZM24 222V221H23ZM49 222V225L50 226H52V224H50V220L48 221ZM28 223V222H27ZM29 225V224H28ZM48 225V226H49ZM60 225V224H59ZM58 228V226H57V224H56V229ZM50 229V228H49ZM59 231H60V233H61V225L59 226ZM90 230H92V229H90ZM58 231V232H59ZM160 232H161V230H160ZM59 233V234H60ZM54 234H57V233H54ZM53 234V235H54ZM104 234V233H103ZM40 235V234H39ZM61 235V234H60ZM62 236V235H61ZM9 237V236H8ZM29 237V236H28ZM49 237V236H48ZM92 237V236H91ZM1 238H2V234L0 233V240H1ZM50 238V237H49ZM32 239V238H31ZM52 239H54V238H52ZM56 240V239H55ZM60 242V243H61ZM58 242H54V244H57ZM60 243H58V246H60ZM134 243V242H133ZM141 242H139V244H140ZM62 244H61V246H62ZM137 244V243H136ZM143 244H145V242L144 243H141L139 246H142ZM147 246L146 247H148L149 246V244H146ZM155 245V244H154ZM157 245V244H156ZM10 245L8 244V246H6V245H3L2 243H1V241H0V264H12V262L9 260L10 258H9V251L11 250L10 249V247H9ZM48 246H50V245H48ZM52 246H53V244H52ZM52 246H51V248L50 249H59L60 247H57L56 245H54L53 247H55L56 246V248H52ZM138 246V245H137ZM137 247L136 249L138 250V249H140L141 247ZM159 246V245H158ZM158 246L157 247H155V246H153V247H155V250L156 249H159L160 251H164L163 250V248H162V246L160 247V248H158ZM150 248H151V246H149ZM148 247V248H149ZM144 248V249H143ZM148 248H146V249H148ZM142 249L143 250H145V245H143L142 246ZM165 249V248H164ZM53 251V253H54V250H52ZM141 251V250H140ZM158 251V250H157ZM165 251H167L166 249H165ZM68 255V254H67ZM138 255H139V257H138ZM159 256H160V254H158ZM143 257V258H141V257ZM164 255H162L160 258H161V260L160 259H158V257H156L155 255H154V257H153V264H154V262H156V264H158V263H161V262H163V264H164V262H166L167 261V257L165 256V258H162ZM70 257H72V258H70ZM80 257V258H79ZM145 257V258H144ZM76 258H77V260H76ZM47 259V258H46ZM72 259V260H73ZM151 259V260H150ZM156 259H157V261H156ZM162 259H164V261L162 260ZM165 259H166V261H165ZM169 259H170V257H169ZM168 259V260H169ZM54 260V259H53ZM88 260V261H87ZM155 260V261H154ZM160 260V261H159ZM191 261H192V263L190 262V264H197V263H195V262H193V259H190ZM46 261V260H45ZM51 261V260H50ZM64 261V260H63ZM74 261H72V264H73V262ZM80 261V262H79ZM176 261H178V263L176 262ZM183 261L185 262V264L186 263H188L187 261H188V259H187V261L185 260V258H184V260H181V262H180V258H179V260H177V258H175V264H182L183 263ZM194 261H195V259H194ZM52 262V261H51ZM50 262V263H51ZM54 262V261H53ZM64 262H66V261H64ZM82 262V263H81ZM158 262V263H157ZM168 262V261H167ZM171 263L173 264L174 263V261L172 260L171 261ZM170 262H169V264H171ZM35 264H37V263H35ZM41 264H43V263H41ZM46 264V263H45ZM55 264H56V262H55ZM62 264H63V262H62ZM66 264V263H65ZM70 264V263H69Z\"/></svg>",
  "mask_w": 264,
  "mask_h": 264
},
{
  "label": "crops",
  "instance_id": "crops-1",
  "mask_svg": "<svg viewBox=\"0 0 264 264\" xmlns=\"http://www.w3.org/2000/svg\"><path fill=\"white\" fill-rule=\"evenodd\" d=\"M34 14L44 22L70 25L81 24L85 16L76 4L62 5L52 2H41V5L34 9ZM182 18L177 15L132 10L127 14L126 23L128 29L133 32L192 36V27L180 21ZM209 76L214 81L215 89L220 93L264 99V77L233 74L228 70L214 67L210 69ZM178 121L175 120L177 137ZM24 129L19 124L0 122V175L5 168L11 166L14 174L25 180L37 166L32 135ZM107 177L110 180L107 182L108 191L100 200H66L61 230L64 238L102 245L111 241L115 225V204L111 196L114 193L118 202L117 178L114 171L109 172Z\"/></svg>",
  "mask_w": 264,
  "mask_h": 264
}]
</instances>
